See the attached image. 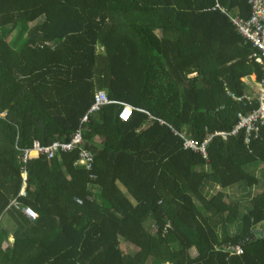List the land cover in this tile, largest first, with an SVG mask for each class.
Segmentation results:
<instances>
[{
	"label": "trees",
	"instance_id": "trees-1",
	"mask_svg": "<svg viewBox=\"0 0 264 264\" xmlns=\"http://www.w3.org/2000/svg\"><path fill=\"white\" fill-rule=\"evenodd\" d=\"M247 1L0 0V264H264V126L178 135L257 108Z\"/></svg>",
	"mask_w": 264,
	"mask_h": 264
},
{
	"label": "built area",
	"instance_id": "built-area-1",
	"mask_svg": "<svg viewBox=\"0 0 264 264\" xmlns=\"http://www.w3.org/2000/svg\"><path fill=\"white\" fill-rule=\"evenodd\" d=\"M248 5L250 7V14L247 19H240L238 17L231 18V22L235 25L238 33L242 36L245 42L249 43L254 49L255 53L252 55L255 57L256 62L260 63L264 69V0H248ZM261 90L259 92L255 91V96L258 100V106L256 109L251 112H247L246 114L239 113L238 123L231 130V132H217L215 134L209 135L208 138L202 143H197L195 140L191 138H186L182 134H178L183 140V146L186 148H190L196 150L202 154L203 157H208L207 153V143L210 142L213 136H222L226 138L228 135H235L239 130L244 129L247 137L245 141H249V136L251 133L254 134L255 137L260 135L261 127L264 126V80L258 82ZM254 95L243 94L241 98L245 99L249 103H251L254 99ZM111 101L108 100L106 93L103 90H99L95 94L94 103L91 107L90 112H97L103 108L104 105L110 104ZM133 108L128 104H123L121 111L119 113L120 120L126 122L132 116ZM0 116H4V114L0 113ZM87 116L84 117L83 122H86ZM164 123V121H162ZM172 131H175L171 128ZM83 138L80 130H77L73 135L70 143L60 144L58 142H53L50 146L42 148L39 143H36L33 148V152L40 153H48L54 154L53 152L59 151V148H63L64 150L74 149L76 146L82 145ZM62 145V146H61ZM28 156V150H26L24 157ZM23 157V159H25ZM80 163L87 166V169L92 168V163L94 161V155L91 151L81 150L80 152ZM23 177L26 175L23 173ZM93 177V174L91 175ZM23 194V191L21 192ZM15 204V203H14ZM23 213L29 219H35L37 214L32 209L26 207L23 209ZM236 252L241 253V247L235 246Z\"/></svg>",
	"mask_w": 264,
	"mask_h": 264
},
{
	"label": "rangeland",
	"instance_id": "rangeland-1",
	"mask_svg": "<svg viewBox=\"0 0 264 264\" xmlns=\"http://www.w3.org/2000/svg\"><path fill=\"white\" fill-rule=\"evenodd\" d=\"M6 32H7V30H6ZM252 77L254 79V76H252ZM257 169H258L257 171H258L259 175H261V177H264V168L263 167H259ZM258 191H260V187H258L256 190H254V192H258ZM233 193H234V191L226 190V194L227 195L233 194ZM9 239H10V241H12L13 240V236L10 235ZM121 242H122V245H121L122 247L126 245V246L132 247L131 248L132 250H136V247H133V245L131 243L125 242V241H121Z\"/></svg>",
	"mask_w": 264,
	"mask_h": 264
},
{
	"label": "crops",
	"instance_id": "crops-1",
	"mask_svg": "<svg viewBox=\"0 0 264 264\" xmlns=\"http://www.w3.org/2000/svg\"><path fill=\"white\" fill-rule=\"evenodd\" d=\"M251 76H253V75H251ZM251 76H249V77H251ZM254 81H256V80H254ZM257 82V81H256ZM251 88V87H250ZM252 89V88H251ZM253 91H254V89H253ZM255 92V91H254ZM130 247V246H129ZM130 248H132V247H130Z\"/></svg>",
	"mask_w": 264,
	"mask_h": 264
},
{
	"label": "clouds",
	"instance_id": "clouds-1",
	"mask_svg": "<svg viewBox=\"0 0 264 264\" xmlns=\"http://www.w3.org/2000/svg\"><path fill=\"white\" fill-rule=\"evenodd\" d=\"M254 80H256V79H255V77H254ZM255 83H257V84H258V82H256V81H255ZM104 92H105V91H104ZM106 96H107V95H106Z\"/></svg>",
	"mask_w": 264,
	"mask_h": 264
}]
</instances>
